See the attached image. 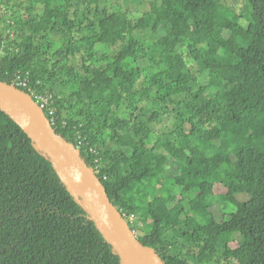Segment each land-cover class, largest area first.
I'll return each instance as SVG.
<instances>
[{"label": "trees", "instance_id": "1", "mask_svg": "<svg viewBox=\"0 0 264 264\" xmlns=\"http://www.w3.org/2000/svg\"><path fill=\"white\" fill-rule=\"evenodd\" d=\"M230 1L0 0V80L52 96L55 133L161 264H264V0ZM0 264H122L1 109Z\"/></svg>", "mask_w": 264, "mask_h": 264}, {"label": "water", "instance_id": "2", "mask_svg": "<svg viewBox=\"0 0 264 264\" xmlns=\"http://www.w3.org/2000/svg\"><path fill=\"white\" fill-rule=\"evenodd\" d=\"M0 109L50 159L62 181L81 200L89 218L120 256L122 264H161L155 253L141 245L135 233L129 231L130 225L113 206L96 172L81 159L74 145L55 133L44 110L30 94L0 80Z\"/></svg>", "mask_w": 264, "mask_h": 264}, {"label": "rangeland", "instance_id": "3", "mask_svg": "<svg viewBox=\"0 0 264 264\" xmlns=\"http://www.w3.org/2000/svg\"><path fill=\"white\" fill-rule=\"evenodd\" d=\"M228 3H229V2H228ZM230 3H231V5L237 7L238 9H240V11H241L242 13H244V12L246 11V9H247V1H246V0H231ZM244 80H245V77H244L243 81H242L238 86L235 87V90H236L237 94H238L239 90L241 89V86L245 83ZM236 92H235V94H236ZM142 135H144V136H148V135H149V130H147V129L144 130V131L142 132ZM163 153H164V151H163L162 148L158 149V153H157V154H158V155L161 154V155L158 157L159 159H161V158L164 157ZM213 192H214V195L218 197L219 202L222 203V205H224V201H225V199H226V194H227V189H226L225 187H223V186H214V188H213ZM221 212H222L221 204H218V206L216 207V209L213 210V213H214L215 217H216L218 220H223V219L225 218V216L222 215ZM221 218H222V219H221ZM171 224L175 226V225H177V221H176V220H172V221H171ZM143 234H144V229H143V227L141 226L140 229L136 232V236H142ZM228 241L230 242V239H225V238L222 239V242H228ZM232 242H233V243H236L235 240L232 241ZM200 244L206 246V245H209L210 242L202 240V241L200 242ZM214 251H215V249H212V250H211L212 253H213Z\"/></svg>", "mask_w": 264, "mask_h": 264}, {"label": "built area", "instance_id": "4", "mask_svg": "<svg viewBox=\"0 0 264 264\" xmlns=\"http://www.w3.org/2000/svg\"><path fill=\"white\" fill-rule=\"evenodd\" d=\"M16 82H17V86H19V87H22V88H28L29 87L26 75L19 74L17 76ZM30 94L34 98V100L41 106V108L44 111L47 110V112L50 115H54L55 111L49 107V103L52 101L51 95H41V94L35 93L34 91H33V93H30ZM124 218L129 224L133 223L135 221V217L133 215H131L129 217L124 216Z\"/></svg>", "mask_w": 264, "mask_h": 264}, {"label": "clouds", "instance_id": "5", "mask_svg": "<svg viewBox=\"0 0 264 264\" xmlns=\"http://www.w3.org/2000/svg\"><path fill=\"white\" fill-rule=\"evenodd\" d=\"M124 217V216H123ZM129 224V223H128ZM135 233V235H136V232H134ZM138 237V236H137Z\"/></svg>", "mask_w": 264, "mask_h": 264}]
</instances>
